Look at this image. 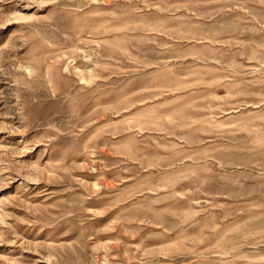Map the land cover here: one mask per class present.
Returning <instances> with one entry per match:
<instances>
[{"label":"rangeland","instance_id":"rangeland-1","mask_svg":"<svg viewBox=\"0 0 264 264\" xmlns=\"http://www.w3.org/2000/svg\"><path fill=\"white\" fill-rule=\"evenodd\" d=\"M0 264H264V0H0Z\"/></svg>","mask_w":264,"mask_h":264}]
</instances>
